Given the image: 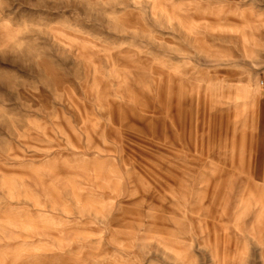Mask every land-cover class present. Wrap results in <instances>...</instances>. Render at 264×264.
Segmentation results:
<instances>
[{
	"label": "rangeland",
	"instance_id": "obj_1",
	"mask_svg": "<svg viewBox=\"0 0 264 264\" xmlns=\"http://www.w3.org/2000/svg\"><path fill=\"white\" fill-rule=\"evenodd\" d=\"M0 264H264V0H0Z\"/></svg>",
	"mask_w": 264,
	"mask_h": 264
},
{
	"label": "bare ground",
	"instance_id": "obj_2",
	"mask_svg": "<svg viewBox=\"0 0 264 264\" xmlns=\"http://www.w3.org/2000/svg\"><path fill=\"white\" fill-rule=\"evenodd\" d=\"M9 35V32H7V36Z\"/></svg>",
	"mask_w": 264,
	"mask_h": 264
}]
</instances>
